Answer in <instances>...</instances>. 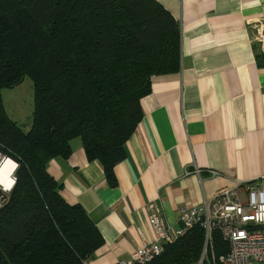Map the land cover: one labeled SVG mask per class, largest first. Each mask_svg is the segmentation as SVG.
<instances>
[{
	"label": "trees",
	"instance_id": "16d2710c",
	"mask_svg": "<svg viewBox=\"0 0 264 264\" xmlns=\"http://www.w3.org/2000/svg\"><path fill=\"white\" fill-rule=\"evenodd\" d=\"M179 59V22L157 0H0V149L18 162L0 208V264L93 257L101 234L79 203L61 196L47 162L67 158L78 136L87 158L112 176L151 77L177 71ZM27 75L34 110L24 130L7 115L1 91ZM203 244L195 226L148 264H197ZM227 251L214 232L208 257Z\"/></svg>",
	"mask_w": 264,
	"mask_h": 264
},
{
	"label": "crops",
	"instance_id": "0c3cea01",
	"mask_svg": "<svg viewBox=\"0 0 264 264\" xmlns=\"http://www.w3.org/2000/svg\"><path fill=\"white\" fill-rule=\"evenodd\" d=\"M157 1L179 22V68L151 77L125 157L107 177L76 136L67 158L46 165L64 200L79 203L101 234L86 264L128 259L152 237V212L178 226L182 207L239 182L264 186V52L256 39L264 0Z\"/></svg>",
	"mask_w": 264,
	"mask_h": 264
},
{
	"label": "built area",
	"instance_id": "2783aa9c",
	"mask_svg": "<svg viewBox=\"0 0 264 264\" xmlns=\"http://www.w3.org/2000/svg\"><path fill=\"white\" fill-rule=\"evenodd\" d=\"M256 29V39L264 52V27L261 22L256 24ZM7 160L10 161L9 167L2 170ZM17 168L18 162L0 149V208L8 201L16 181ZM242 189L245 191L244 199L240 196ZM148 221L152 237L143 238L129 258L120 260L118 264H148L163 253L167 244L184 236L195 226L201 227L204 233L203 250L197 264H252L264 260V186L261 180L239 182L201 204L180 208L178 226L166 221L158 210L149 215ZM214 232H218L222 241L228 244V251L217 257H208L207 248L211 245Z\"/></svg>",
	"mask_w": 264,
	"mask_h": 264
},
{
	"label": "rangeland",
	"instance_id": "374dc122",
	"mask_svg": "<svg viewBox=\"0 0 264 264\" xmlns=\"http://www.w3.org/2000/svg\"><path fill=\"white\" fill-rule=\"evenodd\" d=\"M1 97L9 118L21 125L24 130H28L34 110L33 82L31 78L27 75L19 84L2 89Z\"/></svg>",
	"mask_w": 264,
	"mask_h": 264
},
{
	"label": "bare ground",
	"instance_id": "6f19581e",
	"mask_svg": "<svg viewBox=\"0 0 264 264\" xmlns=\"http://www.w3.org/2000/svg\"><path fill=\"white\" fill-rule=\"evenodd\" d=\"M9 163H10V161L9 160H7L6 162H5V164H4V166H3V169L2 170H7L8 169V167H9ZM6 178V177H5ZM4 178V181L6 182V184L7 185H9V181L7 180V179H5Z\"/></svg>",
	"mask_w": 264,
	"mask_h": 264
}]
</instances>
